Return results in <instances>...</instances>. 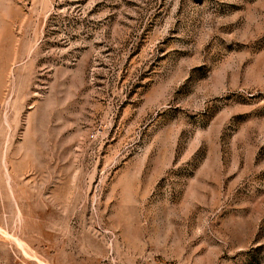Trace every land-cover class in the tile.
I'll list each match as a JSON object with an SVG mask.
<instances>
[{
    "label": "rangeland",
    "instance_id": "374dc122",
    "mask_svg": "<svg viewBox=\"0 0 264 264\" xmlns=\"http://www.w3.org/2000/svg\"><path fill=\"white\" fill-rule=\"evenodd\" d=\"M0 264H264V0H0Z\"/></svg>",
    "mask_w": 264,
    "mask_h": 264
}]
</instances>
